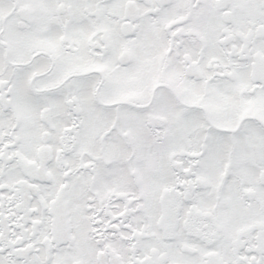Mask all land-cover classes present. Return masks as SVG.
I'll return each mask as SVG.
<instances>
[{"label": "snow or ice", "instance_id": "obj_1", "mask_svg": "<svg viewBox=\"0 0 264 264\" xmlns=\"http://www.w3.org/2000/svg\"><path fill=\"white\" fill-rule=\"evenodd\" d=\"M0 264H264V0H0Z\"/></svg>", "mask_w": 264, "mask_h": 264}]
</instances>
